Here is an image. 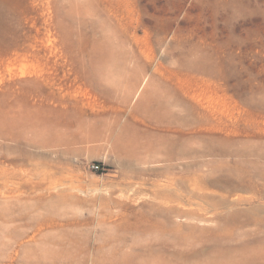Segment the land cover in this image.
Listing matches in <instances>:
<instances>
[{"label":"rangeland","instance_id":"obj_1","mask_svg":"<svg viewBox=\"0 0 264 264\" xmlns=\"http://www.w3.org/2000/svg\"><path fill=\"white\" fill-rule=\"evenodd\" d=\"M0 264H264V0H0Z\"/></svg>","mask_w":264,"mask_h":264},{"label":"built area","instance_id":"obj_2","mask_svg":"<svg viewBox=\"0 0 264 264\" xmlns=\"http://www.w3.org/2000/svg\"><path fill=\"white\" fill-rule=\"evenodd\" d=\"M92 169H93L94 171H99V170H100V165H99V164H93V165H92Z\"/></svg>","mask_w":264,"mask_h":264},{"label":"bare ground","instance_id":"obj_3","mask_svg":"<svg viewBox=\"0 0 264 264\" xmlns=\"http://www.w3.org/2000/svg\"><path fill=\"white\" fill-rule=\"evenodd\" d=\"M192 211V210H191Z\"/></svg>","mask_w":264,"mask_h":264}]
</instances>
